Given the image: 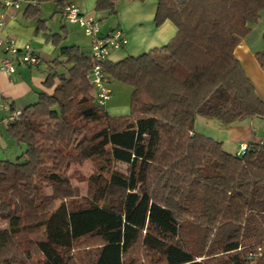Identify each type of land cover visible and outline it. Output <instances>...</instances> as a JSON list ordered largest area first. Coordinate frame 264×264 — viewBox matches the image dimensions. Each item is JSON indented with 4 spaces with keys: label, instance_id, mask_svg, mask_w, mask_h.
<instances>
[{
    "label": "trees",
    "instance_id": "obj_1",
    "mask_svg": "<svg viewBox=\"0 0 264 264\" xmlns=\"http://www.w3.org/2000/svg\"><path fill=\"white\" fill-rule=\"evenodd\" d=\"M262 12L264 0H158L154 22H171L174 38L100 64L132 88L124 117L96 103L90 55L62 48L52 94L7 126L25 152L0 160V264H264V143L237 157L194 129L264 118L234 55ZM256 58L264 70V51ZM88 164L83 195L72 181Z\"/></svg>",
    "mask_w": 264,
    "mask_h": 264
},
{
    "label": "crops",
    "instance_id": "obj_2",
    "mask_svg": "<svg viewBox=\"0 0 264 264\" xmlns=\"http://www.w3.org/2000/svg\"><path fill=\"white\" fill-rule=\"evenodd\" d=\"M97 1L65 0L67 5L75 7L83 16L97 22L100 35L114 29H120L126 35V46L111 51L107 62L116 64L128 57L137 58L151 50L161 49L176 35L177 30L169 21L156 26L154 19L158 0H114L113 10L101 11L95 10ZM37 3L38 8L23 5L16 12L14 20L6 19L1 32L2 37L14 40L18 49L30 45L40 58V64L35 69L17 60L15 72L11 76L0 71V157L6 161L10 160V155L18 156L25 152V148L8 136L5 119L10 112H23L38 101L39 94H52L53 89H47L44 82L55 71L53 62L59 59L62 48L76 46L90 55V39L77 25L64 21V11L60 7L53 1ZM2 11L0 0V14ZM249 30V34L235 49L234 55L264 102V70L256 58L257 54L264 51V12L260 13L256 24L249 25ZM55 35L62 38L57 45L53 41ZM7 57L0 49V65ZM109 84L108 81L107 86ZM108 90L110 91L109 88ZM107 110L112 117H124L121 115L123 111L119 112L113 107ZM194 129L197 134L221 143L223 151L232 156H236L241 145L264 143V118H248L228 127L217 120L198 118Z\"/></svg>",
    "mask_w": 264,
    "mask_h": 264
},
{
    "label": "built area",
    "instance_id": "obj_3",
    "mask_svg": "<svg viewBox=\"0 0 264 264\" xmlns=\"http://www.w3.org/2000/svg\"><path fill=\"white\" fill-rule=\"evenodd\" d=\"M37 0H1L2 13L0 14V49L3 50L8 57L4 59L0 65V71L6 76H11L15 72V63H19L35 69L40 64V58L35 50L26 45L22 49H18L14 44L15 41L10 38H4L1 32L4 28L6 19L14 20L16 12L23 5L31 8H38ZM64 21L69 24H75L80 28L84 35L90 39V57L96 64L88 75L90 84L95 91V101L99 106H104L110 99L111 92L107 88V77L105 76L100 64L107 62L111 51L120 50L127 44V37L120 29H114L105 35L99 34L97 22L91 18L83 16L75 7L68 5L62 14ZM21 116L20 111H13L5 119V123L11 124ZM247 146L241 145L236 154L237 157L244 156ZM260 251V249H258ZM252 255H248L247 259H251Z\"/></svg>",
    "mask_w": 264,
    "mask_h": 264
},
{
    "label": "rangeland",
    "instance_id": "obj_4",
    "mask_svg": "<svg viewBox=\"0 0 264 264\" xmlns=\"http://www.w3.org/2000/svg\"><path fill=\"white\" fill-rule=\"evenodd\" d=\"M110 91H111V96L110 100L105 103V111H108L107 109L109 108H115L117 111L122 112V116H127L130 113V99H131V93L132 88L126 84L116 82V81H111L110 84L107 86ZM22 148H25L24 145L18 144ZM22 159V153H20L18 156H13L10 155L9 161L16 162L18 158ZM4 158L0 157V160H3ZM91 165L88 164L83 168L77 169V172L74 173V179L72 181V185L74 187L79 188L81 193L84 195L85 194V187L86 184L84 182H80L82 178H86L88 175L91 173ZM115 169L120 171V172H125L126 171V166L122 164H115ZM71 174V172H70Z\"/></svg>",
    "mask_w": 264,
    "mask_h": 264
}]
</instances>
